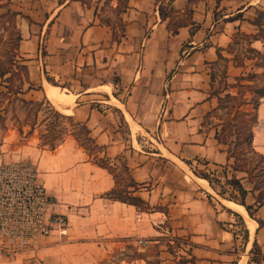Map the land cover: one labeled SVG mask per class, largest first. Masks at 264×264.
I'll use <instances>...</instances> for the list:
<instances>
[{
    "label": "crops",
    "instance_id": "1",
    "mask_svg": "<svg viewBox=\"0 0 264 264\" xmlns=\"http://www.w3.org/2000/svg\"><path fill=\"white\" fill-rule=\"evenodd\" d=\"M104 5L117 24L104 17ZM12 6L26 84L33 87L22 97L52 104L49 85L70 98L68 106H52L86 127L100 157L115 167L124 160L137 186L131 192L149 210L106 198L112 175L73 136L50 149L36 127L22 126V142L9 130L0 164L32 162L55 211L66 216L67 231H54L39 249L14 259L0 256V264H97L151 248L159 264H168L173 241L184 246L190 264H264L251 253L255 242L264 256V225L256 222L264 221V206H254L246 175L236 174L252 206L253 218L239 204L256 224L252 234L196 175L230 176L232 160L215 139L219 126L210 115L225 95L238 98L242 90L249 98L243 86L264 85V0H17ZM249 74L257 78L248 81ZM256 117L252 147L264 156V97ZM130 261L120 264H146Z\"/></svg>",
    "mask_w": 264,
    "mask_h": 264
},
{
    "label": "rangeland",
    "instance_id": "2",
    "mask_svg": "<svg viewBox=\"0 0 264 264\" xmlns=\"http://www.w3.org/2000/svg\"><path fill=\"white\" fill-rule=\"evenodd\" d=\"M83 1L87 5L96 3V0ZM16 2L17 0H0V73L2 70L5 71V74H3L4 76L0 77V146L3 144V139L6 137L9 130H15L18 132L19 135L16 139L18 142H22V126L25 125L36 127L38 129L40 144L46 148L54 147L67 136H72L74 134L81 140L82 135L79 132V129L75 128L70 120L57 117L53 114V109H56L52 106V104L42 100L37 102V105H32L30 103H34V101H29L22 97L24 94L23 90L25 88L28 89L29 86L24 81L23 70L21 71V69L18 68V62L22 64L25 63L20 61V59L25 61L21 54L22 50H14V47L17 44L16 36L18 35V27L16 26V23L18 18L17 16L12 17L11 12L15 13L12 5ZM101 9L107 12L104 17H106L113 24H117V21H115L112 15V11H110L105 5L102 6ZM12 55L15 56V63L12 62ZM220 87L221 86H219V88ZM258 88H260V85L254 84V86L252 85V89L246 91L245 94H248L250 97L252 91L257 90ZM19 89L22 90L21 93L17 92ZM31 89H33V87ZM227 111L221 108L211 112L209 122L212 124L216 123V126H219L220 129V126L225 125L227 118H229L226 115ZM232 129L233 128H230L231 131ZM228 130L229 129H227V131ZM233 141V136L226 137L227 145H233ZM18 144L19 143H16V145ZM2 149L4 150L5 148L3 147ZM2 149L0 148V155L4 153V151H1ZM93 156L97 159L100 158L97 154H93ZM19 160L22 159L11 160V162ZM118 168L120 170L117 171H119L120 176L124 178L121 167L118 166L117 169ZM203 173L208 174L211 179L219 180L220 183H214L216 194L220 191L223 192L224 198L236 197V193H232V189L229 185H225V179L222 177L220 172L215 173L214 175H211L212 172L205 171ZM219 197L224 199L221 196ZM168 251L174 256L166 257L169 261L168 264L192 263L191 258L186 257L184 246H180L178 241H173L171 246L168 247ZM145 254L149 256L144 257L146 263H158L157 257H155L156 249L151 248L146 253L136 251L135 249H129L128 251H124L122 255L120 253L113 254L97 264H120V260H123L124 262H131V258H134L137 255Z\"/></svg>",
    "mask_w": 264,
    "mask_h": 264
},
{
    "label": "trees",
    "instance_id": "3",
    "mask_svg": "<svg viewBox=\"0 0 264 264\" xmlns=\"http://www.w3.org/2000/svg\"><path fill=\"white\" fill-rule=\"evenodd\" d=\"M11 16L15 17L16 13L11 12ZM20 38L16 36V45L14 50L18 49V42ZM12 62L15 63L14 55ZM20 61L24 62V60L20 59ZM18 62V61H17ZM18 68L23 70L24 72V81L28 83L27 77V69L26 66L20 62H18ZM5 71L2 70L0 73V77H3ZM264 77V74H263ZM257 76L255 74H249L245 78L248 81H253ZM253 85V84H252ZM252 85H245L242 88L244 91H248L252 89ZM28 89H31L32 86L29 84ZM254 86V85H253ZM38 89L40 87H37ZM21 93L22 90L19 89L17 91ZM244 94L241 91L240 95L237 97H233L231 95H225L223 101L220 100L218 106L213 109L211 112L216 111L220 108L225 109L227 118V122L225 125L220 126V129H216L215 131V139L218 143L224 144L227 146L226 152L228 160L231 159L232 163L229 165V178L225 180V185H229L232 189V193H236V197H228L224 198L223 192H217V194L223 197L226 200L235 202L244 206L248 215L253 218L252 206L246 205L244 202V198L247 194V191L242 187L240 183V179L237 178L236 174L238 172H243L246 176L247 181L252 185V192L255 194V207L264 206V156L260 153L256 152L252 147V139H253V127L256 123V109L259 104V101L262 97H264V85L260 86L257 90H253L250 94L249 98H243ZM37 105V102L30 103ZM250 105L251 109H242V107ZM53 114L57 117L68 119L72 122V125L75 128L79 129V132L82 135V139H78L76 135H72L78 144H80L88 153L89 157L92 158V161L99 167L108 171L109 174L112 175L115 186L108 193L105 194V197L114 201H118L121 203H125L131 206H134L136 209L142 212H147L149 210L148 205L143 202L140 198L134 196L131 192V189H135L137 186L132 181L128 168L126 167V163L123 159H118L120 163L121 170L123 172L122 178L119 174V168L113 166L111 161L100 157L99 159L95 158L93 154H99L101 148L94 144L93 140L88 135V130L86 127L80 123H76L72 120L71 117L60 115L56 110L53 109ZM1 120V117H0ZM232 123V124H231ZM230 128H233L232 131ZM227 129H229L227 131ZM233 136L234 141L233 145L226 144V137ZM54 147H50L53 149ZM99 156V155H98ZM197 176L205 179L210 187L215 191L214 183H220L218 179H211L208 174L199 172L196 173ZM258 225H264V221L256 220ZM251 253L253 254V262L257 263L259 258H263L260 254L259 249L254 242L252 245ZM141 255H137L131 260L134 259H143ZM148 264V263H146ZM159 264V261L158 263Z\"/></svg>",
    "mask_w": 264,
    "mask_h": 264
},
{
    "label": "built area",
    "instance_id": "4",
    "mask_svg": "<svg viewBox=\"0 0 264 264\" xmlns=\"http://www.w3.org/2000/svg\"><path fill=\"white\" fill-rule=\"evenodd\" d=\"M54 231L65 236L67 219L55 211L35 165L27 160L0 164V256L14 259L35 251Z\"/></svg>",
    "mask_w": 264,
    "mask_h": 264
},
{
    "label": "bare ground",
    "instance_id": "5",
    "mask_svg": "<svg viewBox=\"0 0 264 264\" xmlns=\"http://www.w3.org/2000/svg\"><path fill=\"white\" fill-rule=\"evenodd\" d=\"M45 93L48 99L54 105H58V104H63V105L68 104L69 105V103H71L70 98L66 97L63 93H60L57 89L50 87L49 85L45 86ZM200 183L205 185V182H200ZM222 201L227 207L236 211L243 218V220L245 221L246 227L248 228L250 234H252L256 224L254 223L252 219L249 218L244 208L240 206L239 204L234 203L232 201H226V200H222ZM240 264H244V261H241Z\"/></svg>",
    "mask_w": 264,
    "mask_h": 264
}]
</instances>
